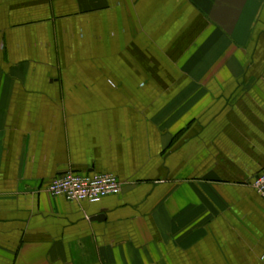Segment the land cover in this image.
<instances>
[{"label": "crops", "instance_id": "crops-1", "mask_svg": "<svg viewBox=\"0 0 264 264\" xmlns=\"http://www.w3.org/2000/svg\"><path fill=\"white\" fill-rule=\"evenodd\" d=\"M263 170L264 0H0V264H264Z\"/></svg>", "mask_w": 264, "mask_h": 264}, {"label": "built area", "instance_id": "built-area-1", "mask_svg": "<svg viewBox=\"0 0 264 264\" xmlns=\"http://www.w3.org/2000/svg\"><path fill=\"white\" fill-rule=\"evenodd\" d=\"M123 186L124 182L112 172L89 174L69 170L54 178L48 185V191L67 201L96 202L105 196L120 194ZM252 187L264 199V170L256 175Z\"/></svg>", "mask_w": 264, "mask_h": 264}]
</instances>
